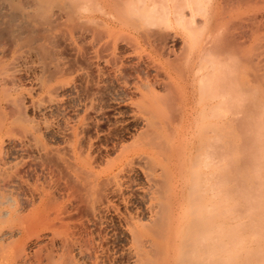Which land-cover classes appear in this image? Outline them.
<instances>
[{
  "label": "bare ground",
  "instance_id": "6f19581e",
  "mask_svg": "<svg viewBox=\"0 0 264 264\" xmlns=\"http://www.w3.org/2000/svg\"><path fill=\"white\" fill-rule=\"evenodd\" d=\"M255 2L66 0L56 6L70 12L49 11L38 25L0 2L10 52L30 23L43 49L33 62L36 115H9L27 106L0 87V264H111L113 214L129 264H152L157 239L175 233L194 234L195 246L200 211L187 228L164 216L199 200L207 182L217 195L219 116L249 92ZM233 69L245 76L227 84Z\"/></svg>",
  "mask_w": 264,
  "mask_h": 264
},
{
  "label": "rangeland",
  "instance_id": "374dc122",
  "mask_svg": "<svg viewBox=\"0 0 264 264\" xmlns=\"http://www.w3.org/2000/svg\"><path fill=\"white\" fill-rule=\"evenodd\" d=\"M8 1L10 0H0ZM29 1L36 2V5L26 7ZM12 2L17 11L29 10L30 17L33 18V20L29 18V21L32 20L31 22L35 24L42 21L49 11L59 13L70 12L71 9L65 4L64 8L56 6L66 0H12ZM46 2L52 3L46 6L44 5ZM258 2L255 4L252 2L246 10L249 16L253 15V19L256 16L257 24L260 21L263 23H260L259 28L256 21L251 18L252 26L255 27H252L255 42L253 40L252 48L249 50L253 65L249 92L245 98L234 97L232 100L238 106L233 104L235 106L232 108H221L219 116L215 138L217 195L212 196L207 182L203 186L206 189L199 200L183 208H168L164 216L167 223L171 221L172 215L175 216L178 227L187 228L196 223L195 214L198 215L200 211L205 224V228L200 232L201 239H195V246L192 247L190 243L196 237L194 234L178 236L175 233L165 240L158 238L152 264H192L195 261H199L200 264H257V261L258 264H264V69H262L264 0ZM38 35L37 28L30 23L20 41L17 40L20 42L19 49L13 53L5 41L12 40L14 36L0 37V87L3 93L15 97L13 102L21 107V111L23 105L27 106L25 113L13 110L9 115L22 118L32 116L34 113L36 115L29 102L40 96L38 80L34 77L37 74V67L33 64L34 54H41L43 50L39 49ZM228 55L229 53H222L218 58ZM235 75L244 77L245 71L242 69L229 71L225 75L227 84L228 79ZM0 95L2 96L1 91ZM207 140L213 141L210 137ZM211 170L210 164L203 167V175L209 176ZM191 192L193 188L186 187L185 193ZM211 216L215 218V226L214 219L213 223L210 221ZM111 217L105 240L108 246V260L111 264H129L126 256L127 244L119 236L121 223L115 214ZM160 243H164L165 248H160L163 246ZM193 248L199 250L194 252ZM142 264H147V260H143Z\"/></svg>",
  "mask_w": 264,
  "mask_h": 264
}]
</instances>
